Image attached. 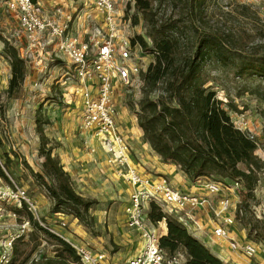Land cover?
Segmentation results:
<instances>
[{
  "label": "trees",
  "instance_id": "1",
  "mask_svg": "<svg viewBox=\"0 0 264 264\" xmlns=\"http://www.w3.org/2000/svg\"><path fill=\"white\" fill-rule=\"evenodd\" d=\"M209 1L134 0L133 23L139 24L142 16L146 32L137 35L133 42L138 41L144 53L154 56L141 73L142 97L134 113L151 148L164 162L176 164L192 181L201 178L240 181L245 189L239 207L243 211L248 207L246 197L254 195L264 162L256 155L257 141L239 128L229 114V110L238 111V108L229 101L224 102L214 87L207 85L210 71L206 68L230 74L235 79L264 80V54L257 50L258 46L249 48L255 34L247 29L238 40L226 39L220 28L203 29L201 24L211 13ZM222 13V16L231 15L227 11ZM239 13L244 18L252 15L246 4H240ZM253 17L260 19L256 13ZM257 33L264 35L262 31ZM0 39L4 44L2 54L11 67L6 94L12 98L27 78L28 61L15 44L2 36ZM35 123L40 137L39 153L44 161L43 173H33L52 195L54 211L69 208L83 219L95 200L75 191L69 173L53 155L55 145L44 128L50 120L41 118V107L37 109ZM10 163L9 156L0 158V177L12 184L7 174ZM44 175L53 177L56 186H49ZM23 208L34 227L45 231L62 246L58 257L67 255L79 261L75 249L66 240L34 221L24 203ZM149 218L153 223L166 221L167 234L160 237L159 243L168 254L185 250L186 264H226L155 203L150 205Z\"/></svg>",
  "mask_w": 264,
  "mask_h": 264
},
{
  "label": "rangeland",
  "instance_id": "2",
  "mask_svg": "<svg viewBox=\"0 0 264 264\" xmlns=\"http://www.w3.org/2000/svg\"><path fill=\"white\" fill-rule=\"evenodd\" d=\"M207 4L211 13L207 15L205 23L201 24L203 29L220 28L226 39L235 38L236 40L241 38L245 29H247L251 34H255L251 39L249 48L258 46L257 50L264 54V35L261 36L257 33L262 31V34H264V0H210ZM240 4L249 6L252 12L251 17L244 18L240 15ZM118 7L125 14H135L134 0H120L118 1ZM224 11L231 12V15L222 16ZM255 13L260 19L253 17ZM144 24V18L141 16L139 24L136 25L135 35H145ZM0 36L15 45H19L25 52V44H27L25 33L19 25L17 15L6 7L5 0H0ZM3 46L4 44L0 39V139L2 141L0 158L10 157L11 163L7 171L10 182L13 183L12 180H14L18 186L25 189L26 194L37 205L38 199L45 197L43 199L46 200V212L38 206V214L45 225L57 227L63 219L67 222L64 230L66 234L73 230L72 223L74 222L76 225H82V228L88 229L89 232L91 231V236L100 233L109 234L106 230L107 220L98 221V217L93 212L96 210H108L111 205H116L114 202H119L123 199L120 198L119 194H115L113 187L109 186V182L106 185L102 183L103 178L101 180L96 171L86 170L88 174H91L83 181H79L75 176L71 177L69 174L75 191L84 197L95 200L89 212L83 214V219L76 216L69 208L63 207L59 211H54L55 201L52 195L48 188L42 184V181L33 173H43L42 163L44 161L37 145V143L40 145V137L35 123L37 109L41 107V118L45 119L48 118L47 111L51 103H54L53 106L63 107V92H68L64 88L68 85L71 86V80L66 79L67 76H64V68L67 63L54 55V53H50L48 58L44 59L42 64L38 66H35L33 62L35 59L33 55L28 57L27 61L30 62V68H28L27 78L18 94L15 97L8 98L6 89L11 70L8 69L9 61L2 54ZM138 50L143 56L144 52L140 48ZM151 58L148 57V60H145V66ZM206 70L210 71V79L207 85H212L217 91L218 97L224 102L229 101L238 108V111L229 110V114L239 128L254 134L258 143L256 155L264 162V80L258 77L246 80L235 79L230 74L211 70L209 67ZM65 79L66 82L63 85L62 82ZM142 86L141 78L139 82H135L131 86L121 84L124 93L123 101L133 112L142 97ZM225 107L228 108L226 105ZM49 127L50 123L44 125L46 135L49 132ZM80 140L83 148H81L80 144L79 147L77 146L80 142L76 138L74 140L65 139L63 142L50 139V142L57 146L56 148L59 147V150H62V155H72L73 160L78 162V165L76 164L75 166L80 167L79 163L81 162L71 152V147L73 146L87 152V148L81 138ZM60 146H63V149ZM53 155L57 156L54 150ZM57 157L60 160L59 156ZM44 177L49 186H56V181L53 177L47 175H44ZM258 177L259 180L255 187L254 195L246 197L248 207L243 208V211H240L239 207L244 199V187L236 189V191H224L234 201L233 212L236 214V220L231 227L242 232V235L259 245L258 254L255 257L250 258L240 253L241 256L247 259V264H264L259 257L264 254V168L259 172ZM9 185L8 181L0 177V192ZM211 198L212 202L215 203L218 195H214ZM12 212H16L17 216L10 215ZM32 216L33 220L37 221L35 215L32 214ZM28 219L25 208L22 209V207L17 205V201L5 198L0 193L1 237L15 232L17 224ZM31 224L33 226L32 222ZM122 228L123 230L125 229L123 226ZM89 246L91 247V245ZM104 246L110 251L108 252L109 262L111 260L110 255L120 250L121 247L123 248L121 251H125L124 246H115L112 241H108V244H104ZM60 248L62 246L58 244L56 239L45 231L33 226L31 232L17 240L13 262L14 264H70V262H76L67 255L58 257L57 252L60 251ZM93 248L97 249L96 247ZM50 259H53V261H49Z\"/></svg>",
  "mask_w": 264,
  "mask_h": 264
},
{
  "label": "built area",
  "instance_id": "3",
  "mask_svg": "<svg viewBox=\"0 0 264 264\" xmlns=\"http://www.w3.org/2000/svg\"><path fill=\"white\" fill-rule=\"evenodd\" d=\"M6 7L14 12L28 42V50L23 57H32L31 50L46 36V43L55 44L60 57L69 61L66 76L71 80L73 94L80 97L83 113L78 123L80 133L90 132L97 139L106 154V160L116 174L127 182L132 192L126 207V225L137 230L143 240L141 250L131 256L125 264H186L187 258L181 251L174 255L160 247V236L149 218L151 203L175 217L187 229L197 226L193 211L199 207H209L218 219L213 233L217 240H224L233 251L250 258L258 254L259 245L254 241L241 242L232 237L230 227L235 223L234 201L225 190L236 191L243 188L240 181L223 182L205 179L203 187L212 196L218 195L216 202L208 196L185 193L171 186L166 177L157 182L138 172L132 161L129 140L119 131L118 109L115 103V84L133 85L139 82L144 65L142 48L134 43L136 25L133 15L125 14L118 7L119 0H86L101 16L98 25H93L84 35L72 30V18L46 17L40 0H5ZM144 52V51H143ZM255 139L254 134L249 133ZM258 145V143H257ZM12 184L1 191V195L23 203L35 215V219L49 232L66 240L79 256V261L70 264H110L105 250L94 249L84 242H75L64 233L67 222L63 219L57 227L47 226L38 214V205L26 194L25 189ZM241 211V210H240ZM10 215L16 217L17 213ZM30 220L17 224L15 232L0 238V264H12L17 240L31 232Z\"/></svg>",
  "mask_w": 264,
  "mask_h": 264
},
{
  "label": "crops",
  "instance_id": "4",
  "mask_svg": "<svg viewBox=\"0 0 264 264\" xmlns=\"http://www.w3.org/2000/svg\"><path fill=\"white\" fill-rule=\"evenodd\" d=\"M43 6L44 15L46 17H59L65 19L67 17L72 18V30L73 32L84 35L93 25H98L102 18L98 14L97 10L89 4L86 0H40ZM120 1V0H119ZM46 36H43L31 50L34 56L33 62L35 66L41 65L43 60L48 58L50 53H54L57 57H60L56 52L55 44L46 43ZM23 55L24 49L19 45H16ZM26 50H28V42L25 44ZM23 50V51H22ZM25 50V51H26ZM149 59V63L154 60V56L151 54H145L143 56L144 61ZM1 58H3L1 56ZM68 65L69 61L65 57H60ZM8 63L7 61H5ZM31 62V64H33ZM148 63V64H149ZM30 68V62H28ZM64 68V76L69 66ZM147 64V66H148ZM67 68V69H66ZM10 70V64H8ZM66 79H68L66 77ZM65 81L62 82L65 85ZM68 81V80H67ZM68 92H63L64 97L63 107L53 106L51 103L47 111L48 119H50V127L47 136L55 141L63 142L65 139L74 140L75 138L81 141L82 139L87 152L81 151L80 148L71 147V152L77 156V160H73V156L61 154L59 147L54 148V153L60 158V162L64 169L71 175L76 177L77 180L83 181L90 174L86 170L96 171V174L103 178V184L110 183V187L114 189L116 195H120L123 199L119 202H114L116 205H111L108 210L94 211L98 218V221L107 220L106 230L109 234L104 233L91 236L88 229L82 228V225L73 224V230L67 232V237L76 241L84 242L92 247H96L99 250H105L110 252L104 244H108V241H112L115 246H124L125 251L117 250L110 255V264H125L127 260L137 254L142 247L143 240L140 232L137 230L129 229L126 225V207L129 203L130 194L132 192L131 186L120 178L115 170L108 165L106 160V154L101 148L99 142L90 132L80 133L78 130V123L83 113V106L79 96L73 94L72 85H68L64 88ZM124 93L121 88V84L117 82L115 84V103L118 109L117 124L119 131L129 140L132 151V161L136 165L138 172L144 177L157 182L161 177H166L171 186L179 189L185 193L197 194L200 196L212 197L205 188L203 183L204 178L192 181L176 164L166 163L162 160L161 156L157 154L150 146V144L144 139L143 130L139 127L136 114L131 111L123 101ZM58 108V110H57ZM60 109V110H59ZM74 131V132H73ZM80 137V138H78ZM77 143V142H74ZM81 148H83V145ZM38 147L40 146L37 143ZM63 149V146H60ZM70 153V152H69ZM77 154V155H76ZM76 180V181H77ZM114 197V196H113ZM116 197V196H115ZM45 198V197H43ZM43 198L38 199L37 203L39 208L46 212V200ZM212 200V198H211ZM194 219L197 222V226L192 229H188L195 237H197L207 248L210 249L216 256H218L226 264H247V259L241 256L240 253L233 251L228 245L227 241L217 240L214 236L213 230L218 223V219L211 213L209 207H199L193 211ZM105 222V221H104ZM122 226L125 228L123 230ZM156 232L161 237L167 234V223L165 220L158 223H153ZM105 227V226H104ZM232 237L241 242L251 241L242 232L237 231L234 227H230ZM127 230L126 232H124ZM108 237V238H107ZM1 238V236H0ZM246 239V240H245ZM188 258L185 250H181ZM118 254V255H117ZM264 262V254L259 256ZM259 259V258H258ZM260 260V259H259Z\"/></svg>",
  "mask_w": 264,
  "mask_h": 264
}]
</instances>
